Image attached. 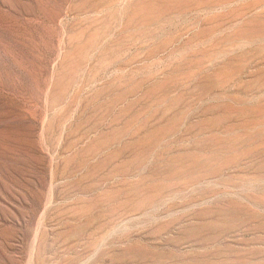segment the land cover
Segmentation results:
<instances>
[{"label":"rangeland","instance_id":"obj_1","mask_svg":"<svg viewBox=\"0 0 264 264\" xmlns=\"http://www.w3.org/2000/svg\"><path fill=\"white\" fill-rule=\"evenodd\" d=\"M0 264H264V0H0Z\"/></svg>","mask_w":264,"mask_h":264}]
</instances>
